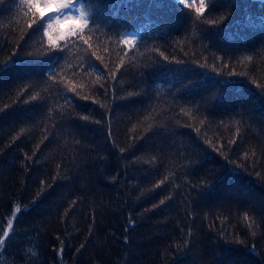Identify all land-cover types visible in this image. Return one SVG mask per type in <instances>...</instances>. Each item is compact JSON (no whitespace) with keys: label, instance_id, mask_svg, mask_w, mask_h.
Listing matches in <instances>:
<instances>
[{"label":"trees","instance_id":"obj_1","mask_svg":"<svg viewBox=\"0 0 264 264\" xmlns=\"http://www.w3.org/2000/svg\"><path fill=\"white\" fill-rule=\"evenodd\" d=\"M48 1L0 0V264H264V0Z\"/></svg>","mask_w":264,"mask_h":264},{"label":"rangeland","instance_id":"obj_2","mask_svg":"<svg viewBox=\"0 0 264 264\" xmlns=\"http://www.w3.org/2000/svg\"><path fill=\"white\" fill-rule=\"evenodd\" d=\"M36 1L39 7L45 8L49 6L51 8L50 12H52L53 10L56 11L54 8L55 6H51V4L53 3L52 1H48V0H41V1L36 0ZM55 1L60 3L58 0ZM47 10L49 11V8ZM73 10L75 9L72 8L64 9V11L59 13L57 17L48 25L45 33L49 43H57L59 41L58 37L61 32V30L59 29L60 28L59 25L64 28L66 26H69L71 23L77 21L80 22L82 20L81 15L77 11H73ZM6 230H8V227L6 228Z\"/></svg>","mask_w":264,"mask_h":264},{"label":"snow or ice","instance_id":"obj_3","mask_svg":"<svg viewBox=\"0 0 264 264\" xmlns=\"http://www.w3.org/2000/svg\"><path fill=\"white\" fill-rule=\"evenodd\" d=\"M28 2L31 4L33 2V0H28ZM179 2L181 4H185L186 3V0H179ZM69 7H71V5L69 3H59L57 5V11H60L62 9H68ZM204 8H205V0H200V7L196 8V12H197V15L198 16L203 13ZM49 19H51V17ZM87 22H88L87 21V16H85V19L83 21V26H86L87 25ZM210 23H215V21H210ZM72 35H75V32H73ZM248 59H251V57H248ZM34 98L35 97H33V99ZM161 203H164V201H161ZM19 211H20V209L17 208V212H19ZM245 219H247V215L245 216ZM12 227H13V221L12 220H9L8 221V230H4L3 233H2V235H0V248H2V247L5 246L6 241L9 238V231L12 229Z\"/></svg>","mask_w":264,"mask_h":264}]
</instances>
